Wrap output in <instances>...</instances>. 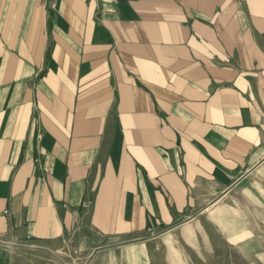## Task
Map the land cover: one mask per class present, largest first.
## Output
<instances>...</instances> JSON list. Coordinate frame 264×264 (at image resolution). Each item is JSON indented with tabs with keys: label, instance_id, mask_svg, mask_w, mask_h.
I'll list each match as a JSON object with an SVG mask.
<instances>
[{
	"label": "crops",
	"instance_id": "1",
	"mask_svg": "<svg viewBox=\"0 0 264 264\" xmlns=\"http://www.w3.org/2000/svg\"><path fill=\"white\" fill-rule=\"evenodd\" d=\"M252 189L264 0H0V247L128 249Z\"/></svg>",
	"mask_w": 264,
	"mask_h": 264
},
{
	"label": "rangeland",
	"instance_id": "2",
	"mask_svg": "<svg viewBox=\"0 0 264 264\" xmlns=\"http://www.w3.org/2000/svg\"><path fill=\"white\" fill-rule=\"evenodd\" d=\"M251 188V187H250ZM233 193L224 204L126 247L91 254L82 241L1 245L0 264H264V196ZM125 251V252H123Z\"/></svg>",
	"mask_w": 264,
	"mask_h": 264
},
{
	"label": "built area",
	"instance_id": "3",
	"mask_svg": "<svg viewBox=\"0 0 264 264\" xmlns=\"http://www.w3.org/2000/svg\"><path fill=\"white\" fill-rule=\"evenodd\" d=\"M54 7V4H52V8ZM40 136H38V138H39ZM37 162V161H36Z\"/></svg>",
	"mask_w": 264,
	"mask_h": 264
}]
</instances>
